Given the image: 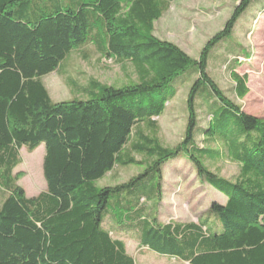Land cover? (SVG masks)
Returning a JSON list of instances; mask_svg holds the SVG:
<instances>
[{
	"label": "trees",
	"instance_id": "1",
	"mask_svg": "<svg viewBox=\"0 0 264 264\" xmlns=\"http://www.w3.org/2000/svg\"><path fill=\"white\" fill-rule=\"evenodd\" d=\"M172 1L0 0V264H135L128 239L188 264H264V117L244 112L208 71L212 48L256 0H239L195 59L154 34ZM87 48L129 65L135 78L69 80L77 95L53 101L42 77L71 53L86 58ZM226 55L221 67L242 99L241 54ZM184 85V132L164 146L155 118ZM41 145L46 187L28 197L14 171L22 149ZM180 153L226 199L209 206L217 222L147 212L162 203V166ZM220 161L235 163L236 177L212 170ZM128 167L138 171L124 182L98 185Z\"/></svg>",
	"mask_w": 264,
	"mask_h": 264
},
{
	"label": "rangeland",
	"instance_id": "2",
	"mask_svg": "<svg viewBox=\"0 0 264 264\" xmlns=\"http://www.w3.org/2000/svg\"><path fill=\"white\" fill-rule=\"evenodd\" d=\"M238 1L173 0L169 9L154 23V34L160 39L176 44L195 59L205 42L224 27ZM256 1L240 14L230 35L212 48L208 58V71L214 79L216 78L227 96L241 105L244 112L264 117V13L258 12L259 5ZM85 51L86 58L78 53H71L57 71L42 77V82L53 101H62L77 95L79 88L70 87L69 80L77 85H85L92 78L107 85L120 86L135 78L129 65H120L111 59L100 57L90 48ZM227 52L241 54L238 57L240 64L235 71L239 75L248 76L249 89L242 99L233 95L231 89L234 84L230 74L221 67V63L227 58ZM248 54L249 57L245 58ZM186 95L187 85H184L167 104L164 113L155 118L157 135L164 146H173L183 135L186 123ZM206 120L204 116H200L201 125L205 126ZM201 140L200 137L199 145L202 144ZM43 155V145L32 153L21 150L22 162L14 172L21 174L18 184L24 188L28 197L36 196L46 187L42 173ZM136 158L139 159L138 156ZM212 168L226 178H234L238 174V166L229 161H220ZM137 171L135 167L120 169L115 174H107L98 185L124 182ZM162 172V203L155 209V201L150 202L147 212L159 210L160 221L173 218L182 222H194L201 216L208 217L209 224L217 222L215 215L209 212V206L213 201L223 204L226 199L197 176L184 153L164 164ZM126 246L128 252L133 255L135 264H188L158 255L148 249H138L136 242L131 239L126 240Z\"/></svg>",
	"mask_w": 264,
	"mask_h": 264
}]
</instances>
